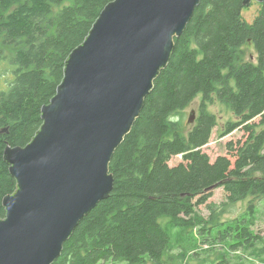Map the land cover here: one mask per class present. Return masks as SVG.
<instances>
[{
	"label": "trees",
	"instance_id": "16d2710c",
	"mask_svg": "<svg viewBox=\"0 0 264 264\" xmlns=\"http://www.w3.org/2000/svg\"><path fill=\"white\" fill-rule=\"evenodd\" d=\"M112 1L0 0V79L5 83L0 90V218L5 216L3 198L16 191L3 159L5 148L24 147L35 136L41 107L55 96L66 60ZM242 2L201 0L185 31L174 38L167 67L113 155L108 166L112 192L80 222L53 264H166L169 224L195 228L199 235L223 227L244 237L248 249L254 240L264 246L251 230L252 209L218 223L213 190H208L223 189L222 206L264 195V179L257 176L264 175V0L256 3L258 14L251 22L242 16L248 8ZM246 45L254 60L246 59ZM197 96L200 114L185 125L178 114ZM213 102L234 116L225 133L241 129L244 140L230 141L227 155L211 162L202 148L215 124L206 111ZM175 157L181 161L170 167ZM203 205L210 219L193 221L195 209ZM161 219L168 220L166 226ZM208 242L202 245L210 251ZM241 245L230 248L234 252Z\"/></svg>",
	"mask_w": 264,
	"mask_h": 264
},
{
	"label": "water",
	"instance_id": "95a60500",
	"mask_svg": "<svg viewBox=\"0 0 264 264\" xmlns=\"http://www.w3.org/2000/svg\"><path fill=\"white\" fill-rule=\"evenodd\" d=\"M253 1L263 2L242 5ZM200 3L114 0L104 7L41 107L40 129L24 147L4 150L16 191L2 200L0 264H53L80 222L108 199L113 155ZM195 118L191 112L187 124Z\"/></svg>",
	"mask_w": 264,
	"mask_h": 264
},
{
	"label": "rangeland",
	"instance_id": "374dc122",
	"mask_svg": "<svg viewBox=\"0 0 264 264\" xmlns=\"http://www.w3.org/2000/svg\"><path fill=\"white\" fill-rule=\"evenodd\" d=\"M247 9L243 10L242 16L247 22H251L256 15L258 5L253 1ZM258 14V12H257ZM246 52V59L252 60L255 58V54L251 46H244ZM4 79H0V90L4 87ZM200 102L201 96H197L193 102L185 108L180 114L183 119V123L187 124L189 114L195 113V117L200 114ZM206 111L213 114L215 117V124L212 129L211 137L202 148V152L207 154L211 162H214L217 157L226 156V145L230 141L233 143L239 140H244V131L241 129L235 130L232 133H225V126L228 122L234 120V116L231 111L226 108L225 105L219 102H213L206 105ZM258 119L254 120V123H258ZM181 161V157L173 158L169 166L174 167ZM257 176L264 175L258 174ZM212 198L210 201L218 207L217 221L218 223L225 221H233L235 218L240 217L243 214L253 212V226L251 230L253 233L260 236V239L264 240V195L260 198L249 197L244 201H241L235 205L222 204L226 201V194L222 188L213 190ZM193 221L195 218L201 217L205 221H208L211 217V211L208 206L203 205L195 209ZM160 223L166 226L167 219H161ZM217 223V224H218ZM210 226V225H209ZM208 226V227H209ZM169 234L171 236L170 247L171 251L168 252L164 259L166 264H219L223 259L226 260L225 264H261L262 257H264V246L262 241H255L252 248L245 247V238H238L236 231L226 232L223 227H215L205 235H199L195 231V228H181L169 224L167 226ZM209 241L208 245L212 247L210 251H207V246H203V241ZM235 243H242L237 251L231 250V245ZM260 251V253H259ZM260 254V255H259ZM205 258V260L203 259ZM112 264V263H108ZM150 264V263H149Z\"/></svg>",
	"mask_w": 264,
	"mask_h": 264
},
{
	"label": "flooded vegetation",
	"instance_id": "af4514ba",
	"mask_svg": "<svg viewBox=\"0 0 264 264\" xmlns=\"http://www.w3.org/2000/svg\"><path fill=\"white\" fill-rule=\"evenodd\" d=\"M250 58H251V60H252V56H251Z\"/></svg>",
	"mask_w": 264,
	"mask_h": 264
}]
</instances>
